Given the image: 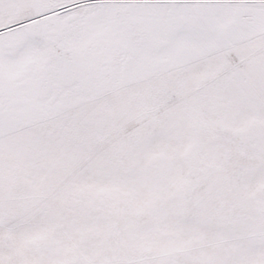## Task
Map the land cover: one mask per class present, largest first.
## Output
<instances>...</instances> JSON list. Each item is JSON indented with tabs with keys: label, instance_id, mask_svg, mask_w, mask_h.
Instances as JSON below:
<instances>
[{
	"label": "snow or ice",
	"instance_id": "snow-or-ice-1",
	"mask_svg": "<svg viewBox=\"0 0 264 264\" xmlns=\"http://www.w3.org/2000/svg\"><path fill=\"white\" fill-rule=\"evenodd\" d=\"M0 264H264V0H0Z\"/></svg>",
	"mask_w": 264,
	"mask_h": 264
}]
</instances>
